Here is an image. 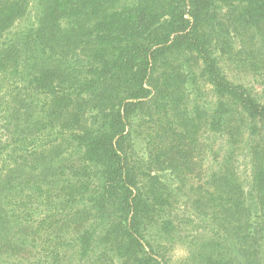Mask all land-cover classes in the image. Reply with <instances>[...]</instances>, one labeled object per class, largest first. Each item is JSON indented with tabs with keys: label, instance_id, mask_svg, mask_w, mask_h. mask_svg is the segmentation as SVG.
<instances>
[{
	"label": "trees",
	"instance_id": "trees-1",
	"mask_svg": "<svg viewBox=\"0 0 264 264\" xmlns=\"http://www.w3.org/2000/svg\"><path fill=\"white\" fill-rule=\"evenodd\" d=\"M256 41L264 0H0V264H264Z\"/></svg>",
	"mask_w": 264,
	"mask_h": 264
},
{
	"label": "rangeland",
	"instance_id": "rangeland-1",
	"mask_svg": "<svg viewBox=\"0 0 264 264\" xmlns=\"http://www.w3.org/2000/svg\"><path fill=\"white\" fill-rule=\"evenodd\" d=\"M32 22H34L33 18L30 19V23ZM20 24L17 25L16 28H11V30L9 31V33H7V35L12 36V34H14V31L20 29L21 27ZM260 46L261 45H259L257 41L255 45L245 42V45L242 48V50L240 49V46H239L240 58L232 63H228V65H226V72L229 78L233 80L234 82L242 83L248 89L255 91L258 97L257 99L261 103H264V45L262 46V48ZM204 79L205 78L201 77V80H200L201 91L198 96V98L203 97V100L201 101V105H203V102H205L204 98L211 99V94L209 92L210 87L204 83ZM204 88L206 92H204ZM8 114H10V110L8 111L7 115ZM200 132H201L199 136L200 145L197 149V154H196V161L200 162V165H199L198 171L196 170L193 176L192 174L190 175L192 176L191 180H193V182H195V178L197 176H199L198 178L205 177L203 176L204 168L202 166L205 165L206 168H208V162H212V158L214 159L213 155L212 157H204V143L206 142V139H207L206 143H209L210 139L206 138L208 134L206 135L202 129ZM8 142H9L8 138L5 135L3 128H2L0 130V148L7 150V148L9 147ZM132 147H133L136 157L140 158L141 160L146 159L147 147H146V142L142 138L138 139L137 142L134 144V146L132 145ZM66 152H68V150L63 149L61 151V154L66 156ZM205 158H206V162L204 164L203 160ZM4 160L5 159L0 158V170L4 168V167L2 168V166H4ZM245 162L240 163L241 171H243L241 174H243V177H245V175L249 173L248 162L246 163V166L244 168ZM31 164H32L31 159L25 158L23 159V161H20L18 164L14 165L13 169L25 168L27 172L33 175H38L39 171L35 170ZM197 172H199L200 174H198ZM29 188H30L29 184L24 185V189L26 190L27 194H30L32 192V189L31 188L29 189ZM189 252L190 251L187 249L186 246L177 244L174 250L171 252L172 260L174 264H185L186 259L188 258V256H190Z\"/></svg>",
	"mask_w": 264,
	"mask_h": 264
}]
</instances>
